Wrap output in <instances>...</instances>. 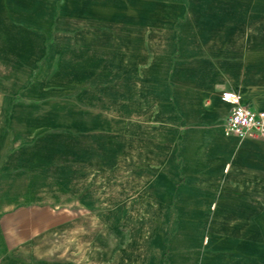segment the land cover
Returning a JSON list of instances; mask_svg holds the SVG:
<instances>
[{
	"label": "crops",
	"instance_id": "obj_1",
	"mask_svg": "<svg viewBox=\"0 0 264 264\" xmlns=\"http://www.w3.org/2000/svg\"><path fill=\"white\" fill-rule=\"evenodd\" d=\"M237 99L264 111V0H0V264H243L264 237V138L225 132ZM133 109L160 190L182 181L166 244L170 209L136 223L100 189Z\"/></svg>",
	"mask_w": 264,
	"mask_h": 264
},
{
	"label": "rangeland",
	"instance_id": "obj_2",
	"mask_svg": "<svg viewBox=\"0 0 264 264\" xmlns=\"http://www.w3.org/2000/svg\"><path fill=\"white\" fill-rule=\"evenodd\" d=\"M140 83L141 81L133 82L132 90L137 95L139 94ZM59 97L61 96L59 95ZM129 110L130 107L126 106V111ZM126 122L130 125V128H128L130 133H126L125 136L123 135L124 128L121 129V135L117 139L115 164L110 167V180H102L100 189L107 192L109 187L110 191H115L118 198V206L128 208L129 213L132 214L130 218L136 223L144 218L142 212H149L156 208L170 209L172 224L165 235L164 243L166 244L168 239L175 235L177 225L180 222L175 194L179 191L182 181L178 179L172 185L173 187L171 186L174 197L166 198L167 192L171 191L170 186L164 191L160 190L158 178L162 172L159 160L163 152L155 145L146 142V136L143 135V130L152 129L153 123L150 121L146 123V121L142 120L137 109L132 110V114L130 118L128 117V121L126 119ZM128 130L126 129L127 132ZM127 136L126 142H128V145H125V137ZM171 144L173 143L170 140L166 143L168 146ZM170 217L163 216L162 218L166 220ZM209 219L210 217H208V221ZM196 223L201 225L204 223V219ZM196 236L202 238L199 241L203 247L205 244H210L213 251L219 250L221 241L214 237L212 230L206 229L204 232L196 233ZM236 249V246L233 245L232 253L234 255L236 254ZM158 252H162V249L154 247L151 251V259H154ZM169 254L170 248L167 247L164 253L165 260H168ZM243 264H264V237L253 247L245 241Z\"/></svg>",
	"mask_w": 264,
	"mask_h": 264
},
{
	"label": "built area",
	"instance_id": "obj_3",
	"mask_svg": "<svg viewBox=\"0 0 264 264\" xmlns=\"http://www.w3.org/2000/svg\"><path fill=\"white\" fill-rule=\"evenodd\" d=\"M227 134L238 138H264V111L235 100L223 122Z\"/></svg>",
	"mask_w": 264,
	"mask_h": 264
},
{
	"label": "bare ground",
	"instance_id": "obj_4",
	"mask_svg": "<svg viewBox=\"0 0 264 264\" xmlns=\"http://www.w3.org/2000/svg\"><path fill=\"white\" fill-rule=\"evenodd\" d=\"M237 88H238V87H237ZM199 217H200V216H199ZM189 222L191 223L192 221H189ZM196 224H197V223H196ZM193 225H194V224H193ZM201 239H202V238H201ZM199 242H200V241H199ZM194 245H195V244H194ZM120 251H121V250H120ZM197 261H198V260H197ZM197 261H196V262H197Z\"/></svg>",
	"mask_w": 264,
	"mask_h": 264
}]
</instances>
